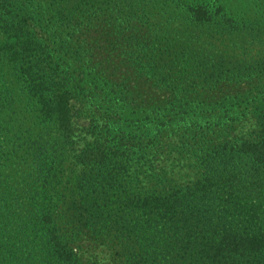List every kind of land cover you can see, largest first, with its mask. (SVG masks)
Masks as SVG:
<instances>
[{"label": "trees", "instance_id": "trees-1", "mask_svg": "<svg viewBox=\"0 0 264 264\" xmlns=\"http://www.w3.org/2000/svg\"><path fill=\"white\" fill-rule=\"evenodd\" d=\"M82 1L74 7L73 0L57 2L51 33L29 11L32 0H0V56L34 101L41 123L55 129L35 155L26 130L20 132L23 163L38 160L43 182L55 177L58 151L72 168L63 222L50 213L45 185L32 195L43 206L31 214L29 228L41 238L42 263L85 264L69 243L82 238L118 244L115 255L123 264H264V86L222 102L209 95L221 79H251V67L205 55L188 58L186 52L177 63L195 76L186 83L193 89L182 104L144 105L127 86L102 81L93 58H82L81 51L92 50L89 44L66 39L83 29L74 18ZM190 11L202 26L217 18L228 22L216 8L198 5ZM156 67L163 76L169 72L168 65ZM8 96H0V134L13 118ZM7 148L0 146L4 164L18 151ZM190 170L199 174L192 182L184 180ZM156 222L173 225L174 237L161 256L143 255L134 248L142 239H130ZM3 230L0 264H16L17 251L1 242Z\"/></svg>", "mask_w": 264, "mask_h": 264}, {"label": "rangeland", "instance_id": "rangeland-1", "mask_svg": "<svg viewBox=\"0 0 264 264\" xmlns=\"http://www.w3.org/2000/svg\"><path fill=\"white\" fill-rule=\"evenodd\" d=\"M57 2L59 0H32L28 6L29 11L33 10L32 14L41 19L43 26L49 24L47 28L51 33L54 30L50 23L57 11ZM79 2L73 0L72 7ZM198 5L220 10L228 22L222 25L218 18L207 26L194 22L190 9ZM75 10L74 18L81 22L78 24L80 30L83 29L66 39L71 38L74 43L78 38L81 45L89 44L92 50L81 51L82 58H93L94 65L104 74L102 81L127 86L134 95H138L135 97L137 102L143 100L144 105L158 101L182 104L185 93L193 89L186 83L195 76L189 73L188 65L177 63L186 52L188 58L205 55L210 61L223 59L230 65L244 62L251 67L253 72L247 81L221 79L218 82L209 93L218 101L227 100L238 91L264 86V0H84L78 9L80 12ZM94 10H98L96 16L91 15L94 17L92 22L84 26L83 20L88 19ZM36 30L40 29L37 27ZM51 47L53 49L55 45ZM73 49L76 48L73 46ZM160 64L169 67V72L164 70L168 72L164 76L157 70L156 65ZM7 65L0 56V96L9 95L7 103L13 113L10 128L0 134V142L3 143L0 146L7 145V149L12 147L18 151L15 158L6 164L0 159V222L9 212L7 224L0 226L4 229L1 242L17 251L16 264H43L41 238L30 234V216L43 206L32 195L37 187L45 185L51 198L50 213L57 223L63 222L61 213L65 205L62 203L68 196L72 168L66 154L58 151L55 154V177L50 182L47 178L43 182V179H38L42 173L38 160L29 159L23 163L24 151L20 150L25 147L21 146L25 142V134L20 132L25 133L26 130V136L32 141L31 155H35L39 153L36 148L40 142L55 137V129L41 123L34 101L23 91L20 81ZM195 85L193 94L197 95L201 92L200 83ZM79 125L81 127L83 121H79ZM45 156L47 160L50 158V155ZM186 174L184 180L190 182L199 177L196 170ZM172 226L156 222L134 234L130 241L136 243V238L142 239L141 243H136V251L143 255L153 253L161 256L167 242L174 237ZM69 243L74 251L81 254L85 264H123L120 263L123 260L119 261L115 255L120 250L116 243L113 246L96 244L82 238H72Z\"/></svg>", "mask_w": 264, "mask_h": 264}]
</instances>
